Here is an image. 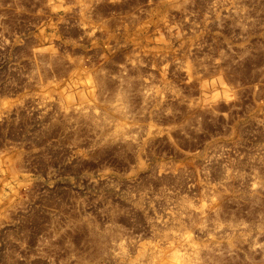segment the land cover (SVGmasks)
I'll list each match as a JSON object with an SVG mask.
<instances>
[{"label": "rangeland", "instance_id": "374dc122", "mask_svg": "<svg viewBox=\"0 0 264 264\" xmlns=\"http://www.w3.org/2000/svg\"><path fill=\"white\" fill-rule=\"evenodd\" d=\"M164 263L264 264V0H0V264Z\"/></svg>", "mask_w": 264, "mask_h": 264}, {"label": "bare ground", "instance_id": "6f19581e", "mask_svg": "<svg viewBox=\"0 0 264 264\" xmlns=\"http://www.w3.org/2000/svg\"><path fill=\"white\" fill-rule=\"evenodd\" d=\"M92 104V103H91ZM116 107H118V105L116 106ZM119 108V107H118ZM117 109V108H116ZM120 109H122V108H120ZM125 113V112H124ZM97 114V113H96ZM109 114V113H108ZM107 121V120H106ZM103 122V121H102ZM122 130V129H121ZM125 130V129H124ZM126 133V132H125ZM202 210H203V207H202ZM201 210V211H202ZM203 216V215H202ZM183 221V220H182ZM182 223V222H181ZM177 224V223H176ZM204 227V226H203ZM206 228V227H205ZM228 232V231H227ZM184 237V236H183ZM190 240V239H189ZM182 241V240H181ZM185 244V243H184ZM152 249V248H151ZM174 250V249H173ZM119 251V250H118ZM184 253V252H183ZM168 254V253H167ZM172 254V253H171ZM176 254V253H175ZM179 255V253L178 254H176V256H178ZM181 255V254H180ZM182 256H184V255H182ZM143 257V256H142ZM179 257V259H182V257L180 258V256H178ZM183 260H185V259H183ZM183 260H181V262L183 261ZM122 261V260H121ZM141 261V260H140ZM192 262V261H191ZM165 264V263H164ZM176 264H180V263H176Z\"/></svg>", "mask_w": 264, "mask_h": 264}]
</instances>
